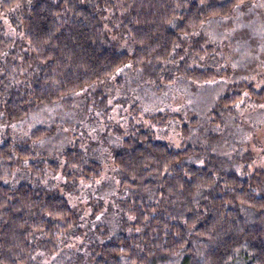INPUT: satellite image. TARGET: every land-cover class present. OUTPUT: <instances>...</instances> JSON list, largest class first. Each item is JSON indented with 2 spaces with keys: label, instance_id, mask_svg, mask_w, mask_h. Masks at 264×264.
Segmentation results:
<instances>
[{
  "label": "trees",
  "instance_id": "obj_1",
  "mask_svg": "<svg viewBox=\"0 0 264 264\" xmlns=\"http://www.w3.org/2000/svg\"><path fill=\"white\" fill-rule=\"evenodd\" d=\"M248 1L0 0V138L5 125L32 111L62 107L68 111L35 124L29 139L76 136L84 125L70 105L86 111L105 105L111 92L91 86L112 84L116 72L139 73L134 89L118 99L130 101L131 112L148 99L164 104L160 94L177 76L219 80L227 70L185 60L175 69L170 64L185 49L202 57L218 50L187 37ZM227 90L207 109L206 116L215 117L210 121L234 116L243 98L240 105L264 101V88L250 82ZM163 107L149 112L152 123L165 125L178 115ZM127 120L128 132L118 129L121 141L112 151L120 193L116 211L130 218L119 225L104 220L81 228L64 196L25 181L4 182L18 167L29 166L32 177L59 165L69 183L99 180L101 162L77 142L60 148L62 164L35 159L32 145L0 142V264H264V170L236 171L250 154L224 158L212 152L215 136H190L186 123L180 128L188 143L175 147Z\"/></svg>",
  "mask_w": 264,
  "mask_h": 264
},
{
  "label": "rangeland",
  "instance_id": "obj_2",
  "mask_svg": "<svg viewBox=\"0 0 264 264\" xmlns=\"http://www.w3.org/2000/svg\"><path fill=\"white\" fill-rule=\"evenodd\" d=\"M202 39L205 43H213L218 50L210 56H200L192 50L185 49L170 69H175L180 61H187L190 66H213L227 70V74L212 83L196 82L177 76L169 91L163 97L164 104L175 114L165 125L152 123L147 117L151 111L163 110L161 105L153 103L147 97L136 111H130L129 103L119 102L118 99L134 89L133 81H138V71H120L112 76V84H93L94 90L103 88L110 91V100L105 104L93 106L89 110H81L80 106L70 105V112L80 114L83 131L76 136H50L47 142L29 139L31 128L42 120L53 121L61 118L68 110L65 107L52 110H34L23 121L7 124L2 131L0 142L10 139L13 142L32 145L36 152L35 159L60 161V148L73 146L77 142L80 148L87 151L102 164V177L88 184L69 183L57 168L46 167L42 176L31 177L29 166L17 168L12 179L5 180L8 185L15 186L19 182H27L34 186L52 189L64 196L71 208L78 214V226L84 228L93 222L121 224V220L129 219L125 213L116 211V201L120 198L116 167L112 161V151L120 144L118 129L128 132V118L137 124L154 131L156 138L171 143L175 147L186 145L188 142L181 131V124L186 123L190 128V136H215L212 152L231 158L241 153H249L247 162H239L236 171L241 175L255 169L264 170V101L245 105L243 99L237 104L238 110L234 116L225 117L224 122L210 121L215 117H207V109L211 107L218 95L227 92L229 84L250 82L256 90L264 88V0H252L235 6L230 16L224 19H212L204 23L197 31L187 37ZM188 41V42H189ZM122 84H118V80ZM106 86V87H105ZM141 92H146L145 90ZM133 97V96H132ZM145 98L138 95V99ZM113 99L116 101L113 102ZM166 100V101H165ZM245 105V106H244ZM104 108H107L104 110ZM81 110V111H80ZM45 116V118H44ZM66 116V115H65ZM64 116V117H65ZM195 117V123L189 122ZM204 132L198 134L199 129ZM78 141H76V140ZM195 140V139H191ZM207 144L210 143L208 140ZM34 158V157H33ZM33 158L31 160H33ZM260 193V192H259ZM124 222V221H123ZM85 229V228H84ZM125 230H129V226Z\"/></svg>",
  "mask_w": 264,
  "mask_h": 264
}]
</instances>
